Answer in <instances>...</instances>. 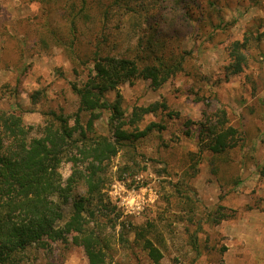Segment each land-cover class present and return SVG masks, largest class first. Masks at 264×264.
Listing matches in <instances>:
<instances>
[{
	"label": "trees",
	"instance_id": "16d2710c",
	"mask_svg": "<svg viewBox=\"0 0 264 264\" xmlns=\"http://www.w3.org/2000/svg\"><path fill=\"white\" fill-rule=\"evenodd\" d=\"M248 1L20 0L38 9L18 20L16 51L46 54L59 49L74 76L69 87L77 107L73 116L46 108L37 124L25 122L19 109L0 108V264H26L34 249L52 244L82 247L88 264H112L108 229L116 227L122 242L132 233L152 263L161 264L150 223L126 224L108 188L114 180L124 182L145 170L139 166L136 141L163 125L142 123L168 106L158 100L123 106L118 87L147 81L156 90L179 76L196 78L197 45H187L193 40L224 44L226 74H239L247 65L250 43L262 39L264 16L251 17L258 22L247 26L241 40L231 39L234 21L224 22L223 16L231 3L240 7ZM254 2L264 8L263 2ZM55 74L62 77L65 70L57 68ZM191 91L204 107L197 120L185 122L187 133L196 137V153L209 155L210 173L220 183L229 152L244 137L228 123L223 108L211 107L193 85ZM41 92L35 90L31 101L37 102ZM104 112L110 134L95 126ZM118 155L122 162L113 165ZM64 163L70 169L66 177L60 171ZM197 171L194 165L192 175ZM184 198L192 205L188 195Z\"/></svg>",
	"mask_w": 264,
	"mask_h": 264
},
{
	"label": "rangeland",
	"instance_id": "374dc122",
	"mask_svg": "<svg viewBox=\"0 0 264 264\" xmlns=\"http://www.w3.org/2000/svg\"><path fill=\"white\" fill-rule=\"evenodd\" d=\"M260 7L254 0L240 7L231 3L223 16L224 22L234 21L231 39L241 40L247 26L258 22L251 20L253 15L264 16V8ZM37 9V4L0 0V108L19 109L29 124L40 123V113L46 108L61 109L73 116L77 107L69 87L74 76L59 49L46 54H33L29 49L21 54L16 51V38H20L17 22ZM260 30L262 39L257 45L250 43L247 65L239 74H226L224 44L193 40L187 45H197L195 62L200 68L196 78L179 76L156 90L147 81L118 87L123 106L155 100L165 101L168 106L147 115L142 123L163 125V129H153L136 141L139 166L144 165L145 170L124 182L114 180L108 188L126 224L150 223L149 236L161 249V264H264V24ZM57 68L65 70V77L55 74ZM192 85L210 99L211 107L223 108L228 123L240 129L244 137L229 152L220 183L210 173L209 155H198L196 137L191 131L187 133L185 122L197 120L204 107L195 101ZM37 89H42V94L32 102L30 97ZM169 111L172 116L167 115ZM95 126L99 132L110 134L106 112ZM121 162L122 156L118 155L113 165ZM194 165L198 171L192 175ZM69 170L68 163L61 165L63 177ZM185 195L193 200L192 205L185 203ZM217 210L226 217L218 218ZM108 231L112 264H153L133 241L132 233L125 236L127 242H122L119 227ZM50 262L88 264L82 247L64 248L58 244L34 249L26 264Z\"/></svg>",
	"mask_w": 264,
	"mask_h": 264
}]
</instances>
